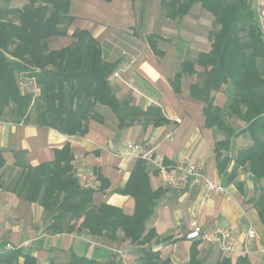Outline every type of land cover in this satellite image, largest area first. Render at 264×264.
I'll return each mask as SVG.
<instances>
[{
	"label": "trees",
	"instance_id": "16d2710c",
	"mask_svg": "<svg viewBox=\"0 0 264 264\" xmlns=\"http://www.w3.org/2000/svg\"><path fill=\"white\" fill-rule=\"evenodd\" d=\"M160 3L172 19L185 17L197 4L213 16L210 50L198 53L195 60L182 61L171 85L178 91L183 76L199 77L200 81L190 86L189 94L203 103L206 126L224 134V139L216 142L214 148L222 184L235 185L245 197L244 182L237 177L239 170L247 172L253 182V195L246 203L254 206L264 226V187H259L264 180V36L257 26L254 1L160 0ZM69 6L70 0H28L21 10H0V120L8 108L12 118L9 121L15 125L34 124L67 136L82 137L88 131L89 120L104 123L103 116L96 112L97 106H103L117 119L118 129L139 122L153 127L168 123L158 107L142 111L128 97L117 99L109 78L121 60L106 61L100 43L87 30H74L73 40L66 47L49 49L52 37L67 35L73 21ZM149 44L154 53L163 55L157 52L152 39ZM195 65L203 71L198 72ZM19 75L33 80L39 89L37 98L33 93L20 91ZM221 91L227 96L224 108L213 105L212 93ZM225 112L244 126L236 130L226 123ZM239 137H248L250 145L232 153L233 142ZM2 151L0 170L5 165ZM225 151L230 155L223 154ZM72 161L66 143L54 150L53 161L36 167L24 164L10 191L25 202L43 207L51 220L48 226L51 231L85 232L109 241H128L139 246V264H170L168 258H161L151 248L158 237L153 229H146V221L161 191L149 188L142 161L137 163V172L134 171L123 189V195L131 196L134 201L132 215L105 203L94 205L96 190L80 185ZM197 254L195 250L191 252L188 264H208L198 259ZM20 258L22 263L18 262ZM1 259L11 264H38L36 258L17 250ZM62 264L117 263L114 258L98 262L70 251ZM214 264L250 263L246 257L239 256L234 263L229 257H220Z\"/></svg>",
	"mask_w": 264,
	"mask_h": 264
},
{
	"label": "crops",
	"instance_id": "0c3cea01",
	"mask_svg": "<svg viewBox=\"0 0 264 264\" xmlns=\"http://www.w3.org/2000/svg\"><path fill=\"white\" fill-rule=\"evenodd\" d=\"M137 1L140 2L70 0L69 14L73 21L67 35L52 37L48 46L50 50L66 47L73 40L71 34L74 30H87L100 43L106 61L121 60L113 74L115 77L110 80L117 99L128 97L131 104L142 111L158 107L168 123L153 127L139 122L118 129L113 113L99 106L96 111L103 116L104 123L89 120L87 133L78 137L34 124L15 125L1 119L0 150H3L5 165L0 170V264H11L1 256L12 250L36 258L38 264L52 261L62 264L70 251L77 256L104 262L109 258L116 259L114 250L124 245L130 250L139 248L128 241L118 243L85 232L51 231L48 229L51 220L43 207L25 202L10 191L9 187L24 164L36 167L51 162L54 150L66 143L73 155L72 166L80 185L85 181L89 188L96 190L93 204L105 203L121 209L126 215L133 214L134 201L131 196L123 195V189L134 171L137 172V163L142 161L149 188L161 191L153 213L146 221V229H153L158 237L151 248L158 251L161 258H168L170 264H188L193 250L198 253V259L208 264L225 257L198 240L184 239L192 213L203 229L231 230L237 250L236 255L229 257L232 263L237 257L244 256L250 264H264V226L254 206L246 203L253 195L250 175L238 171L237 180L244 182L245 197L235 185L223 186L214 148L216 142L224 139V134L206 126L203 103L189 94L190 86L195 82L181 85L178 91L174 89L171 85L173 75L160 67V58L157 59L148 44L141 47L136 42L132 30L137 23ZM27 3L28 0H0V10H21ZM206 44L201 52L210 50V43L207 41ZM212 97L214 106H226L224 92H214ZM247 140L248 137H239L233 147L238 141ZM128 144L137 145L138 150L129 148ZM184 159L196 167L201 176L189 178L181 190H174L167 180L169 176L184 175V171L178 168ZM231 168L232 162L228 171ZM205 180L222 185L225 193L209 192ZM249 229L255 232L252 239L247 237ZM6 244L12 248H6ZM243 249L247 250L246 254L242 253ZM22 261L20 258L18 262Z\"/></svg>",
	"mask_w": 264,
	"mask_h": 264
},
{
	"label": "rangeland",
	"instance_id": "374dc122",
	"mask_svg": "<svg viewBox=\"0 0 264 264\" xmlns=\"http://www.w3.org/2000/svg\"><path fill=\"white\" fill-rule=\"evenodd\" d=\"M135 6L137 23L132 32L133 35L135 34L136 42H139L141 47H145L147 44L151 47L149 41L152 39L153 42H155L157 52L163 54L159 55L155 53L157 59L160 58L158 59L160 67L165 68L170 75L174 76L175 73L179 71V65L182 61L195 60L197 54L201 52L202 49L206 48L207 41L210 43L211 47L210 37L213 33V16L204 10L199 4L193 5L189 13L181 19H172L168 17L166 15V8L161 5L160 0H140V2L137 1L135 3ZM181 36L183 40L181 39ZM195 69L200 73L203 71L198 65H195ZM113 77H115V75L111 77V80ZM17 81L22 93L30 92L34 94V98L38 97L39 89L34 86L33 80L19 75ZM199 81V77H196L195 75L190 78L183 76L180 86L187 84V82ZM33 106L34 105H32V107ZM98 108L99 106H97L96 109ZM100 113L103 114L104 112L100 109ZM2 117V120L9 121L11 116L8 108H5ZM34 119L35 115L32 113L30 116L31 123H33ZM225 121L236 130L241 129L244 126L243 122L239 121L236 117H230L226 112ZM238 143L232 148L234 151L250 145L249 139ZM223 154L230 155L229 152L226 151L223 152ZM259 185V187H264V180H262ZM71 223L74 224L75 222L73 221ZM121 249L125 250L124 255L127 256L124 259L125 264L140 263L138 258L139 250L137 247L131 248L130 250L124 245ZM128 255H130V257H128Z\"/></svg>",
	"mask_w": 264,
	"mask_h": 264
},
{
	"label": "built area",
	"instance_id": "2783aa9c",
	"mask_svg": "<svg viewBox=\"0 0 264 264\" xmlns=\"http://www.w3.org/2000/svg\"><path fill=\"white\" fill-rule=\"evenodd\" d=\"M253 1V10L256 16L257 26L262 36H264V0ZM110 80L111 78H109V81ZM128 147L138 150L137 145L128 144ZM178 168H181L184 171V175L182 177H176L174 175L169 176L167 180L169 187L174 190H181L184 187L185 183L189 180V178H199L201 176L198 169L192 166L186 159L180 162ZM81 186L87 188L88 184L84 181ZM205 186L207 187L209 192L215 194L225 193L224 187L222 185L214 184L210 180H205ZM192 215L193 218L190 221L188 231L185 234L186 240H198L203 244L209 246L210 248L219 251L225 257H232L236 255L237 250L234 246L232 232L230 229H203L199 225L198 220L195 218V214L192 213ZM247 237L250 239L254 238L255 232L252 229H249L247 231ZM6 248L12 247L10 244H6ZM241 251L243 254L247 253V250L245 249ZM114 252L117 256L116 259H114V262H116L117 264H125V250L117 249L114 250Z\"/></svg>",
	"mask_w": 264,
	"mask_h": 264
},
{
	"label": "bare ground",
	"instance_id": "6f19581e",
	"mask_svg": "<svg viewBox=\"0 0 264 264\" xmlns=\"http://www.w3.org/2000/svg\"><path fill=\"white\" fill-rule=\"evenodd\" d=\"M111 78V77H110Z\"/></svg>",
	"mask_w": 264,
	"mask_h": 264
}]
</instances>
